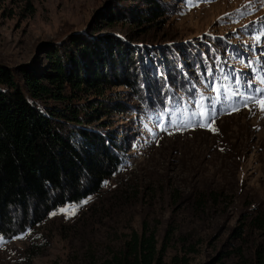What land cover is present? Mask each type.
<instances>
[{
	"label": "rangeland",
	"instance_id": "374dc122",
	"mask_svg": "<svg viewBox=\"0 0 264 264\" xmlns=\"http://www.w3.org/2000/svg\"><path fill=\"white\" fill-rule=\"evenodd\" d=\"M142 6L0 0V63L19 68L45 59L72 35L109 34L135 49L154 44L146 58L154 73L164 56L178 68L175 78H191L180 84L193 87L186 92L172 79L174 95L188 102L172 112L143 101L146 85L139 93L121 85L101 97H76L110 106L104 119L125 142V160L98 193L57 206L11 239L0 235V264H99L144 228L156 231L159 247L167 242L168 264L176 257L182 262L175 264H264V100L255 93L264 89V0H167L155 22L128 20ZM252 95L257 101L245 106L243 97ZM114 102L125 107L113 111Z\"/></svg>",
	"mask_w": 264,
	"mask_h": 264
},
{
	"label": "trees",
	"instance_id": "16d2710c",
	"mask_svg": "<svg viewBox=\"0 0 264 264\" xmlns=\"http://www.w3.org/2000/svg\"><path fill=\"white\" fill-rule=\"evenodd\" d=\"M141 1L145 6L129 10L136 17L125 8L116 12L136 22H155L165 15L162 6L167 0ZM98 39L75 34L47 50L45 59L19 68L0 63V235L7 239L34 226L57 206L98 193L125 160V142L109 129L110 119H104L110 106L104 101L75 102L76 97L84 93L101 97L109 87L121 85L139 93L146 85L143 101L148 105L169 112L188 108V102L174 95L172 79L189 92L192 84L180 81L191 78L184 76L186 72L175 78L176 66L164 56L156 60L161 72L154 73L156 66L146 59L152 50L155 53L154 44L135 49L109 34ZM124 107L114 102L112 110ZM258 220L264 226V218ZM166 247V241L158 246L155 230L144 228L132 232L120 251L99 264H168ZM177 262L182 258L176 257L173 264Z\"/></svg>",
	"mask_w": 264,
	"mask_h": 264
},
{
	"label": "snow or ice",
	"instance_id": "6c2138e0",
	"mask_svg": "<svg viewBox=\"0 0 264 264\" xmlns=\"http://www.w3.org/2000/svg\"><path fill=\"white\" fill-rule=\"evenodd\" d=\"M262 80H264V77L261 78ZM236 84L239 85L240 84V81L237 80L236 81ZM249 87H251V85L249 84ZM255 93L259 94V97L261 100H264V89L262 88H256L255 89ZM236 95H241L239 92L235 93ZM201 100H203V97H201ZM209 100L211 101V98H209ZM249 101H253V102H256L257 101V96L256 95H252V96H244L243 97V103L245 104V106L247 105V103ZM261 107H262V110H264V104H261ZM200 113H197V112H192L191 113V116L192 117H195L197 115H199ZM208 115L211 117V118H215V110H214V105H212L211 103L209 104V108H208ZM159 119V117H157ZM192 123V120L189 119L187 122H182L180 124L181 127H186L188 126L189 124ZM201 126H208V125H201ZM213 131H215V129H213ZM87 201H84V203H86ZM61 211H67V209H61ZM55 214V213H53ZM74 214V212L72 213Z\"/></svg>",
	"mask_w": 264,
	"mask_h": 264
}]
</instances>
